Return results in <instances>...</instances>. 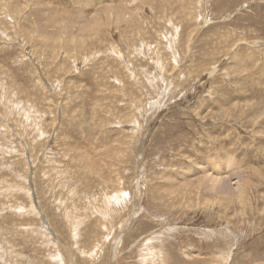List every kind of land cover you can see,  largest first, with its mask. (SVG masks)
<instances>
[{
	"label": "rangeland",
	"instance_id": "obj_1",
	"mask_svg": "<svg viewBox=\"0 0 264 264\" xmlns=\"http://www.w3.org/2000/svg\"><path fill=\"white\" fill-rule=\"evenodd\" d=\"M212 259L264 264V0H0V264Z\"/></svg>",
	"mask_w": 264,
	"mask_h": 264
},
{
	"label": "bare ground",
	"instance_id": "obj_2",
	"mask_svg": "<svg viewBox=\"0 0 264 264\" xmlns=\"http://www.w3.org/2000/svg\"><path fill=\"white\" fill-rule=\"evenodd\" d=\"M98 1V0H97ZM183 1V0H182ZM104 2V1H103ZM98 4H100V3H98ZM103 4V3H102ZM183 4V3H182ZM184 5V4H183ZM187 5V4H186ZM185 5V6H186ZM166 7V6H165ZM188 9V8H187ZM169 11V10H168ZM107 13V12H106ZM110 13V12H109ZM107 16H108V14H106ZM116 15V14H115ZM115 15H114V19H115ZM110 16V15H109ZM120 17V16H119ZM117 19V18H116ZM33 23V22H32ZM25 26V25H24ZM23 29V28H22ZM28 31H29V29H28ZM31 31V30H30ZM33 31V30H32ZM27 32V31H26ZM22 33V32H21ZM22 35V34H21ZM23 37V36H22ZM25 43V42H24ZM249 51V50H248ZM22 52H23V50H22ZM249 53V52H248ZM247 55V54H246ZM17 58V57H16ZM258 61H259V59H258ZM249 71V70H248ZM213 74V73H212ZM252 76V75H251ZM116 79V78H115ZM121 81V80H120ZM133 82V81H132ZM121 83V82H120ZM136 86V85H135ZM131 91V90H130ZM133 92V91H132ZM132 95H134V94H132ZM136 96V95H135ZM133 97V96H132ZM137 101V100H136ZM142 104V103H141ZM133 106V105H132ZM214 163V162H213ZM222 163V162H221ZM235 164H237V163H235ZM212 165V164H211ZM200 170V169H199ZM204 170V169H203ZM240 172V171H239ZM188 175V174H187ZM185 177V176H184ZM232 178V177H231ZM235 178V177H234ZM211 180V179H210ZM222 182V179H221V181H219V180H217V181H215V182H213V183H216V185L217 184H219V183H221ZM234 185V184H233ZM226 186V185H225ZM224 188V187H223ZM226 191H225V195H227L228 193H229V190H231L230 188H228V187H226V188H224ZM223 189V190H224ZM221 193V192H220ZM222 193H223V191H222ZM191 252V249H186V252H185V254L186 255H189V253ZM219 260V259H218ZM211 264H221L220 262H218L217 260L215 261V259H212V261H211ZM226 264V263H225Z\"/></svg>",
	"mask_w": 264,
	"mask_h": 264
}]
</instances>
